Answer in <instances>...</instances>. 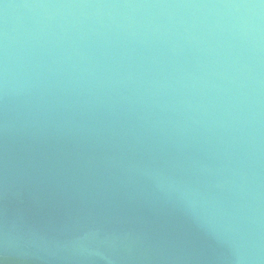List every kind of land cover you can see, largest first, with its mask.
<instances>
[{"label": "water", "instance_id": "obj_1", "mask_svg": "<svg viewBox=\"0 0 264 264\" xmlns=\"http://www.w3.org/2000/svg\"><path fill=\"white\" fill-rule=\"evenodd\" d=\"M0 264H264V0H0Z\"/></svg>", "mask_w": 264, "mask_h": 264}]
</instances>
